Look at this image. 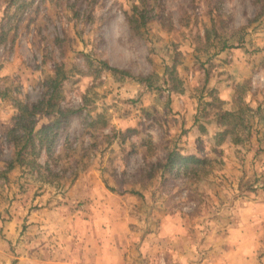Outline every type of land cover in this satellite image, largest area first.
I'll return each instance as SVG.
<instances>
[{"label": "rangeland", "instance_id": "374dc122", "mask_svg": "<svg viewBox=\"0 0 264 264\" xmlns=\"http://www.w3.org/2000/svg\"><path fill=\"white\" fill-rule=\"evenodd\" d=\"M6 5L1 250L17 256L35 240L59 264H105L107 246L124 250L122 264H264L263 130L240 146L205 133L226 107L264 101V0H36L23 14ZM135 6L144 17L132 19ZM240 50L257 54V70L225 105L208 80L230 75ZM52 91L73 111L60 114L54 151L37 158L42 168L8 170L18 105L44 109ZM56 116L39 113L37 128ZM174 149L204 163L169 171Z\"/></svg>", "mask_w": 264, "mask_h": 264}, {"label": "trees", "instance_id": "16d2710c", "mask_svg": "<svg viewBox=\"0 0 264 264\" xmlns=\"http://www.w3.org/2000/svg\"><path fill=\"white\" fill-rule=\"evenodd\" d=\"M6 12L16 11L18 13H26V8L31 6L36 0H5ZM134 19L136 16L144 17L142 10L135 6L133 8ZM131 19V20H132ZM108 70L114 73H122L128 75L125 71L112 67L109 64H105ZM172 80H178L177 77H171ZM180 82V80H179ZM172 89H178V86L174 85ZM56 91H52L51 95L44 99L41 104L44 105V109H38V104L32 106L28 104L18 105V115L16 116V123L13 128L8 131V140L14 146V156L12 157L8 170L14 167L17 163L21 166H30L31 169L42 168L41 163H37L39 157L43 153L52 154L54 151L55 133L56 128L60 125V114L64 117H68L69 111L62 108H58L56 103ZM247 109H240L238 111L225 110L218 117V122L221 126L225 127V130L221 132L220 136L226 138L231 136L234 143H241L245 139L250 137L251 127L245 123L242 116ZM260 107L258 111H260ZM56 112V120L50 124H46L40 128L36 125V116L39 113ZM73 112V111H71ZM55 114V113H54ZM204 159H201L195 155H185L180 151L174 149L167 155V159L163 164V168L169 171H177L188 169L191 164H203Z\"/></svg>", "mask_w": 264, "mask_h": 264}, {"label": "crops", "instance_id": "0c3cea01", "mask_svg": "<svg viewBox=\"0 0 264 264\" xmlns=\"http://www.w3.org/2000/svg\"><path fill=\"white\" fill-rule=\"evenodd\" d=\"M256 53L254 54L252 52L249 53V56H246L243 51H237V59L234 61L233 66H229V72L231 73L230 75L227 72H222L221 74L218 73V76H215V72L211 73V76L208 80L209 86H216L215 88L218 91V96L220 100L225 104V105H230L231 101L233 100L232 97L235 96V93L233 91V88L237 87V84L240 82L251 78L252 73L257 70V57ZM252 98L246 99V103H243L242 107H239L240 109H247L251 110V114H249L251 123L249 124V127H251V132L253 133H258L261 129L263 130L264 133V113H262V109H264V101L258 103V106L256 109L252 104L249 102H254ZM260 107V111H258V108ZM229 111H238L236 109H229L230 107H226ZM239 109V110H240ZM260 112V113H258ZM210 125L205 123L207 128L205 127V133L210 136H220L221 132L225 130V127L221 126L218 120H212L210 121ZM214 127L215 129L213 130ZM254 129H257L254 132ZM252 136V133H251ZM251 138V137H250ZM226 139L231 145L235 146H240L243 142L241 143H234L232 137L228 136ZM216 144V143H215ZM222 147L224 145H221ZM221 147V148H222ZM10 237H14L15 235H12V230L9 232ZM36 242L35 240H28L23 244V248H25V251L21 248V246H18L16 253L19 255L15 256L12 253H7L3 252L1 250L2 243L0 242V257H3L4 260H8L9 258H19L20 259V264H26L24 262H27V264H40L42 263H49V264H59V261H56V259L49 260L48 262L43 261V257H39V253H37L36 250ZM20 245V244H19ZM108 247V246H107ZM105 247V255H102L100 258L105 264H122L123 263V254L124 250L121 249L120 247H116L117 249H114V246H109V248ZM16 249V248H15ZM98 250V248H97ZM100 251V250H98ZM100 255V254H99ZM104 257V258H103ZM9 261H7L8 263ZM58 262V263H57ZM95 264H102L98 263V261L94 262ZM239 263H241L239 261Z\"/></svg>", "mask_w": 264, "mask_h": 264}]
</instances>
